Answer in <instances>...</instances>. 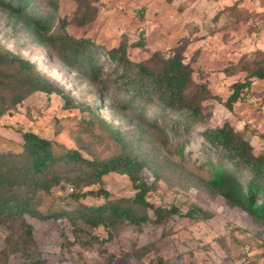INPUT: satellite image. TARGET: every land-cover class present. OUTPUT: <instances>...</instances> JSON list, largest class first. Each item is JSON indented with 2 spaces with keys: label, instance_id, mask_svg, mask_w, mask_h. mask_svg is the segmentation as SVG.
I'll use <instances>...</instances> for the list:
<instances>
[{
  "label": "rangeland",
  "instance_id": "1",
  "mask_svg": "<svg viewBox=\"0 0 264 264\" xmlns=\"http://www.w3.org/2000/svg\"><path fill=\"white\" fill-rule=\"evenodd\" d=\"M55 2L58 18L68 23L67 32L75 39L93 41L106 70L111 67L103 51L122 40L132 62L183 47L194 82L205 85L211 97L202 103V114L188 132L171 120L157 127L142 124L134 114L110 104L114 89L98 100L96 87L81 71L69 70L22 21L0 11V44L33 63L75 104L64 107L55 93L30 94L0 116V151L18 152L24 132L78 149L85 156H90L88 150L107 157L127 148L143 162V177L153 185L150 202L178 210L159 224L124 222L94 228L65 217L41 220L26 215L32 243L17 249L13 243L23 239L20 224L1 220L0 264H264V224L227 204L210 187V162L215 159L204 154L200 136L207 128L228 123L244 131L256 153L264 152V79H253L249 95L235 103L232 111L225 106L231 85L247 76L244 67L252 68V62L264 56V0H97L93 3L96 18L84 26L75 21L74 0ZM139 41L143 46L135 45ZM107 126L118 140L109 137ZM103 179L101 186L83 191L102 187L114 199L133 196L125 176L109 174ZM66 191L71 189L43 197L39 210L73 208L74 201L61 199ZM103 201L102 196L87 195L79 202ZM192 208H199L206 217H187Z\"/></svg>",
  "mask_w": 264,
  "mask_h": 264
},
{
  "label": "trees",
  "instance_id": "2",
  "mask_svg": "<svg viewBox=\"0 0 264 264\" xmlns=\"http://www.w3.org/2000/svg\"><path fill=\"white\" fill-rule=\"evenodd\" d=\"M74 1L75 21L79 26L95 20L97 8L93 3L97 0ZM0 11L22 21L24 27L69 70L81 71L96 87L98 100L107 97L110 88L114 89L113 101L108 100L113 102L110 104L134 114L142 124L157 127L159 122L171 120L176 127L188 132L202 114V103L211 97L205 85L194 82L193 69L185 61L183 47H175L167 54L153 52L145 62H132L127 42L122 40L117 47L103 51L107 59L104 61L111 67L108 71L98 61L102 56L98 55L93 41L75 39L67 32L68 23L58 18L55 0H0ZM135 45L141 47L143 42ZM244 68L247 76L243 82L231 85V93L225 101L229 111L249 95L253 79H264V56L252 62V68ZM227 72L232 74V70ZM38 91L58 94L66 108L75 105L62 89L39 74L33 63L0 44V116ZM149 111L153 114L149 115ZM106 131L111 139L118 140L110 126ZM200 136L204 154L215 159L210 162L213 171L208 181L210 187L227 204L264 224V152L256 153L244 131L228 123L207 128ZM21 137L18 152L0 151V221L18 222L23 230V239L13 243L14 249L20 244L32 243V226L27 223L26 215L41 220L65 217L74 224L83 223L94 228L124 222L159 224L178 213L174 206L166 208L150 202L153 185L143 177V162L127 148L107 157L88 150L90 156H85L78 149L59 146L32 132H24ZM109 174L125 176L133 196L114 199L102 187L96 192L83 191L92 185L101 186L103 178ZM68 188L71 192L66 191L61 199L74 201L73 208L39 210L43 197L54 192L61 194ZM87 195L102 196L104 201L81 204L80 199ZM148 211L152 212L151 217ZM196 214L207 215L199 208H192L186 216L193 218Z\"/></svg>",
  "mask_w": 264,
  "mask_h": 264
}]
</instances>
